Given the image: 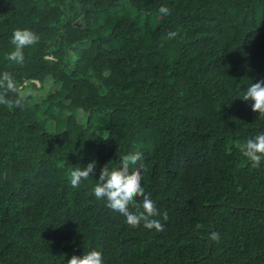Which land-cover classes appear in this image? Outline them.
<instances>
[{
  "label": "trees",
  "instance_id": "obj_1",
  "mask_svg": "<svg viewBox=\"0 0 264 264\" xmlns=\"http://www.w3.org/2000/svg\"><path fill=\"white\" fill-rule=\"evenodd\" d=\"M18 29L39 37L22 63ZM5 72L22 104H0V264H264V161L242 148L264 118L241 100L264 80V0H0ZM137 152L162 231L93 194Z\"/></svg>",
  "mask_w": 264,
  "mask_h": 264
},
{
  "label": "clouds",
  "instance_id": "obj_2",
  "mask_svg": "<svg viewBox=\"0 0 264 264\" xmlns=\"http://www.w3.org/2000/svg\"><path fill=\"white\" fill-rule=\"evenodd\" d=\"M159 13L163 16L170 14V9L161 6ZM179 30L170 31L168 39L178 36ZM12 45L14 50L10 52L7 59L16 63L24 60L23 49L39 42V37L30 30H15L12 34ZM0 88L5 92L0 94V104L12 107H21V100L15 101L6 99L7 92H17L16 81L10 73L0 74ZM243 101H252V112L264 118V80L251 85L245 90ZM243 155L251 162L253 168L259 167L264 161V134H259L248 139L243 145ZM95 161L87 164L83 169L75 168L69 174V183L72 188H78L82 180H87L95 175ZM146 171L142 163L141 153L123 155L118 169L109 170L107 165L101 169L97 184L93 189V194L97 200H105L106 206L114 212L125 217V222L130 228H136L143 224L145 229L163 230L160 220L154 219L158 215L166 221L167 212L159 213L155 202L150 195L145 194L142 187L143 179L141 172ZM137 198H142V202H137ZM135 209V211L130 210ZM200 228L201 225H196ZM210 239L219 240V233H212ZM67 264H103V257L100 251L92 250L82 256H72Z\"/></svg>",
  "mask_w": 264,
  "mask_h": 264
}]
</instances>
